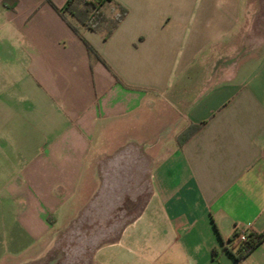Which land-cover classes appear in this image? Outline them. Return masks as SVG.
Returning <instances> with one entry per match:
<instances>
[{"label": "crops", "instance_id": "obj_1", "mask_svg": "<svg viewBox=\"0 0 264 264\" xmlns=\"http://www.w3.org/2000/svg\"><path fill=\"white\" fill-rule=\"evenodd\" d=\"M108 5L109 15L127 12L105 38L77 33L48 0H0V189L24 202L25 238L0 264L60 234L86 158L101 169L93 141L116 121L138 124L145 139L147 123L164 131L146 167L133 140L134 174L148 194L116 234L103 235L93 264H264V242L237 259L229 241L236 230H264V40L257 55L220 68L224 76L203 70L207 50L240 28L244 0ZM192 123L202 124L179 144ZM127 153L112 152L103 166L120 174Z\"/></svg>", "mask_w": 264, "mask_h": 264}, {"label": "rangeland", "instance_id": "obj_2", "mask_svg": "<svg viewBox=\"0 0 264 264\" xmlns=\"http://www.w3.org/2000/svg\"><path fill=\"white\" fill-rule=\"evenodd\" d=\"M106 11L111 13L109 5ZM263 34L264 0H244L243 22L240 28L225 42H219L207 50V55L210 56L206 62L208 68L204 67L203 70L210 71L214 67L215 70L219 69L218 73L221 76H224L226 73L220 71V68H226L229 63L233 65L241 58L259 53L264 40ZM134 124L116 121L110 126L109 134L104 135L99 143L97 139L93 141L94 155L97 149L95 145L99 144L101 169L95 163L93 154L86 158L87 165L81 173L80 185L62 206L65 212L68 211V215L60 224V234L53 239L49 238L50 243L44 249L34 250L32 253L29 250V253L17 258L19 262L13 259L12 264H93L96 246L106 239L103 235L107 232L110 235L116 234L135 216L146 200L149 185L146 180L142 187L137 184L134 172L137 171L136 156L138 151L141 153V149L134 147L133 140L136 141V145L141 143L138 145L145 149L146 167L148 157L154 158L160 148L155 141L162 138L159 134L164 130L158 133L159 127L147 123L145 136H148L145 139L140 134L142 128ZM122 150L128 152L122 159L123 172L117 174L110 171L109 167L103 166L105 159L112 152ZM138 164L140 170V162ZM105 181L109 187L104 186ZM0 182L1 188L3 179H0ZM141 188L143 192L140 193ZM23 203L19 200L16 202L10 200L0 189V256L9 250V245L25 242V238L19 232L23 219L20 220L18 216ZM39 244L37 242V245Z\"/></svg>", "mask_w": 264, "mask_h": 264}, {"label": "trees", "instance_id": "obj_3", "mask_svg": "<svg viewBox=\"0 0 264 264\" xmlns=\"http://www.w3.org/2000/svg\"><path fill=\"white\" fill-rule=\"evenodd\" d=\"M48 1L66 19L70 27L81 35V28L87 27L104 30L105 38L109 37L127 12L125 8L119 6L113 15H109L106 7L112 0H67L62 6H57L53 0ZM87 45L89 51L95 53L94 48L88 42ZM201 124L192 123L184 128L178 136L179 144L196 132ZM242 234V231L236 230L229 238L230 247L235 249L237 259H243L250 255L257 246L264 242V230L248 231L245 238L241 237Z\"/></svg>", "mask_w": 264, "mask_h": 264}, {"label": "built area", "instance_id": "obj_4", "mask_svg": "<svg viewBox=\"0 0 264 264\" xmlns=\"http://www.w3.org/2000/svg\"><path fill=\"white\" fill-rule=\"evenodd\" d=\"M241 237L242 238H245L246 237V233H243Z\"/></svg>", "mask_w": 264, "mask_h": 264}]
</instances>
